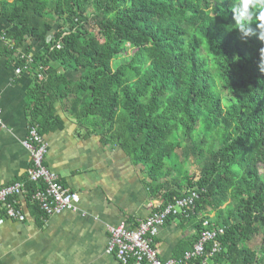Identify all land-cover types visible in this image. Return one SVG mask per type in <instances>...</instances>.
Masks as SVG:
<instances>
[{
	"label": "trees",
	"instance_id": "obj_1",
	"mask_svg": "<svg viewBox=\"0 0 264 264\" xmlns=\"http://www.w3.org/2000/svg\"><path fill=\"white\" fill-rule=\"evenodd\" d=\"M230 4L0 0V18L15 27L5 31L6 52L30 75L26 113L40 134L63 127L59 103L77 135H99L145 170L149 195L158 199L153 210L199 192L193 212L178 218L199 217L193 244L204 229L221 227L220 249L209 255V242L185 264H264V242L250 245L264 237V41L256 21V34L241 39ZM29 40L41 46L30 62L15 57ZM127 48L134 50L129 60L113 66ZM189 156L197 173L185 168ZM17 181L25 182L26 204L44 217L29 200L35 184L25 174Z\"/></svg>",
	"mask_w": 264,
	"mask_h": 264
},
{
	"label": "crops",
	"instance_id": "obj_2",
	"mask_svg": "<svg viewBox=\"0 0 264 264\" xmlns=\"http://www.w3.org/2000/svg\"><path fill=\"white\" fill-rule=\"evenodd\" d=\"M13 27L0 18V185L22 178L30 163L23 142L30 124L26 93L31 78L27 71L17 73L7 55L11 42L5 31ZM40 49L38 41L29 40L15 57H31ZM55 107L63 127L42 134L47 146L45 164L78 194V201L73 209L47 217L26 203L22 205L23 221L0 214V264H119L106 253L107 227H133L158 199L149 195L145 170L133 164L119 146L103 144L96 134L77 135L74 121L59 103ZM209 217L213 219L214 213ZM198 219L171 217L158 228L154 244L160 259H180L192 247ZM205 261L211 263L210 258Z\"/></svg>",
	"mask_w": 264,
	"mask_h": 264
},
{
	"label": "built area",
	"instance_id": "obj_3",
	"mask_svg": "<svg viewBox=\"0 0 264 264\" xmlns=\"http://www.w3.org/2000/svg\"><path fill=\"white\" fill-rule=\"evenodd\" d=\"M26 59L28 62L31 61L29 56ZM26 66L27 64L24 65V69ZM15 71L21 72L20 67H15ZM23 145L30 153V163L25 177L28 182L35 184V189L29 196L30 202L38 206L44 217L73 209L78 201V194L63 185L58 175L45 164L47 146L36 124H29ZM26 193L24 181L0 185V212L9 219L23 221L25 216L22 205L26 203L24 200ZM199 196L197 190H191L184 197L175 198L173 202L167 203L159 210H153L157 204L150 203V213L131 228L123 224L108 226L106 253L113 255L119 264H176L203 255L206 244L212 242L209 255H213L220 249L217 238L223 233L221 227L204 229L191 249L177 260L160 259L154 244L158 228L171 216L187 218L193 212ZM206 224L207 221L204 220L203 225Z\"/></svg>",
	"mask_w": 264,
	"mask_h": 264
},
{
	"label": "clouds",
	"instance_id": "obj_4",
	"mask_svg": "<svg viewBox=\"0 0 264 264\" xmlns=\"http://www.w3.org/2000/svg\"><path fill=\"white\" fill-rule=\"evenodd\" d=\"M230 11L241 39L256 34L258 30V38L264 41V0H231ZM253 21H256V30L251 27ZM259 69L264 72V49L261 50Z\"/></svg>",
	"mask_w": 264,
	"mask_h": 264
},
{
	"label": "rangeland",
	"instance_id": "obj_5",
	"mask_svg": "<svg viewBox=\"0 0 264 264\" xmlns=\"http://www.w3.org/2000/svg\"><path fill=\"white\" fill-rule=\"evenodd\" d=\"M89 29L93 31V33H95V29L92 25H89ZM55 30V29H53ZM132 49L127 48L126 50L122 51L116 58L113 59L112 64L113 66H116L120 63L126 62L129 60V58L131 57V55L133 54ZM219 92L220 95L222 97V99L227 102L229 101V97L231 96V93H229L228 91H225L221 88L220 84H219ZM203 134L202 131H198L197 135L201 136ZM180 158H183V155L181 154V152H179ZM185 159V158H184ZM188 161L185 163V168H187L189 171L191 172H198V163L194 161V158L192 156H189ZM264 242V237L261 236H257L256 238H254L250 245L252 247H256L257 249L260 248V246L262 245V243ZM244 245H246V242L244 243Z\"/></svg>",
	"mask_w": 264,
	"mask_h": 264
},
{
	"label": "water",
	"instance_id": "obj_6",
	"mask_svg": "<svg viewBox=\"0 0 264 264\" xmlns=\"http://www.w3.org/2000/svg\"><path fill=\"white\" fill-rule=\"evenodd\" d=\"M7 21V20H6ZM15 29V27H13V28H11V30H14Z\"/></svg>",
	"mask_w": 264,
	"mask_h": 264
}]
</instances>
